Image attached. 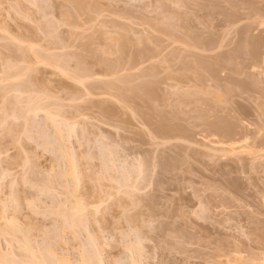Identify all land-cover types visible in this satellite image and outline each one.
Segmentation results:
<instances>
[{"label": "rangeland", "instance_id": "rangeland-1", "mask_svg": "<svg viewBox=\"0 0 264 264\" xmlns=\"http://www.w3.org/2000/svg\"><path fill=\"white\" fill-rule=\"evenodd\" d=\"M209 1L0 0V255L264 264V0Z\"/></svg>", "mask_w": 264, "mask_h": 264}, {"label": "bare ground", "instance_id": "bare-ground-1", "mask_svg": "<svg viewBox=\"0 0 264 264\" xmlns=\"http://www.w3.org/2000/svg\"><path fill=\"white\" fill-rule=\"evenodd\" d=\"M36 1H37V0H36ZM159 1H160V0H159ZM164 1H165V0H164ZM186 1H187V0H186ZM211 1H213V0H211ZM211 1H209V2H211ZM221 1H223V0H221ZM233 1H234V0H233ZM235 1H236V0H235ZM237 1H238V0H237ZM242 1H244V0H242ZM242 1H241V2H242ZM252 1H254V0H252ZM257 1H258V0H257ZM257 1H256V2H257ZM180 2H181V1H180ZM214 2H215V1H214ZM214 2H213V3H214ZM216 2H217V1H216ZM216 2H215V3H216ZM239 2H240V1H239ZM36 3H37V2H36ZM159 3H160V2H159ZM162 3H163V1H162ZM171 3H172V1H171ZM182 3H183V2H182ZM211 3H212V2H211ZM220 3H221V2H220ZM225 3H226V2H225ZM231 3H233V2H231ZM243 3H244V2H243ZM245 3H247V1H245ZM248 3H249V2H248ZM250 3H252V2H250ZM257 3H258V2H257ZM261 3H262V2H261ZM34 4H35V3H34ZM176 4H177V3H175V4H173V5H176ZM205 4H206V3H205ZM221 4H222V3H221ZM178 5H179V4H178ZM178 5H177V6H178ZM184 5H185V4H184ZM211 5H213V4H210V6H211ZM215 5H216V4H215ZM226 5H227V3H226ZM235 5H236V4H235ZM249 5H250V4H249ZM249 5L246 4V7L249 6ZM252 5H256V4L252 3L250 6H252ZM258 5H261V4L258 3ZM262 5H263V4H262ZM81 6H82V5H81ZM81 6H80V4H79L78 8H80ZM207 6H208V5H207ZM210 6H208V7L205 6V7H206V8H209ZM221 6H222V5H221ZM82 7H83V6H82ZM171 7H172V6H171ZM224 7H225V6H224ZM242 7H243V6H242ZM254 7H255V6H254ZM261 7L263 8V6H261ZM158 8H159V7H157V9H158ZM206 8H205V9H206ZM244 8H245V7H244ZM248 8H249V7H248ZM248 8H246L247 11H248ZM252 8H253V6H252ZM211 9H212V8H211ZM211 9H210V11H211ZM232 9H236V8H232ZM250 9H251V8H250ZM253 9H254V8H253ZM260 9H261V8H260ZM260 9H258V10L260 11ZM79 10H80V9H79ZM161 10H162V8H161ZM164 10H166V9H164ZM164 10H163V12H164ZM218 10H219V9H218ZM220 10H221V9H220ZM230 10H231V8H230ZM254 10H255V9H254ZM261 10H262V9H261ZM169 11H170V10H169ZM169 11H168V12H169ZM233 11H234V10H233ZM233 11H232V12H233ZM207 12H208V10H207ZM216 12H217V11H216ZM228 12H229V11H228ZM236 12H237V11H236ZM239 12H240V11H239ZM248 12H249V11H248ZM248 12H246V13H248ZM250 12H251V14H252L253 11H250ZM255 12H257V10H256ZM255 12L253 13V15H255ZM218 13H219V11H218ZM221 13H222V12H221ZM234 13H235V12H234ZM243 13H245V12H243ZM259 13H260V12H259ZM160 14H161V12H160ZM211 14H212V13H211ZM224 14H226V13H224ZM230 14H231V13H230ZM238 14H239V13H238ZM240 14H242V13H240ZM248 14H249V13H248ZM162 15H163V17H164V13H162ZM234 15H235V14H234ZM234 15H233V16H234ZM242 15H243V14H242ZM249 15H250V14H249ZM249 15L247 16V14H246L247 17H249ZM258 15H259V14H258ZM258 15H255V16H258ZM263 15H264V14H263ZM263 15H262V16H263ZM160 16H161V15H160ZM180 16H181V15H180ZM206 16H207V15H206ZM209 16H211V15H209ZM216 16H217V13H216ZM158 17H159V16H158ZM165 17H166V16H165ZM167 17H168V16H167ZM181 17H183V16H181ZM212 17H213V16H212ZM217 17H218V16H217ZM223 17H224V16H223ZM241 17H242V16H241ZM224 18H225V17H224ZM237 18H239V16H238V17L236 16V19H237ZM250 18H251V19H250L249 21H252V19H253L254 17H250ZM255 18H256V17H255ZM259 18H260V17H259ZM263 18H264V17H261V19H263ZM169 19H170V18H169ZM171 19H172V17H171ZM179 19H180V18H179ZM208 19H209V17H208ZM210 19H211V18H210ZM239 19L241 20V18H239ZM242 19H243V18H242ZM246 19H247V18H246ZM257 19H258V17L256 18V20H257ZM261 19H260V20H261ZM163 20H164V19H163ZM165 20H166V19H165ZM165 20H164V21H165ZM167 20H168V19H167ZM173 20H174V18H173ZM213 20H214V19H213ZM219 20H220V19H219ZM240 20H239V21H240ZM254 20H255V19H254ZM256 20H255V21H256ZM164 21H162V22H164ZM171 21H172V20H171ZM174 21H175V20H174ZM177 21H178V20H177ZM205 21H206V20H205ZM208 21H209V20H208ZM229 21H230V19H229ZM247 21H248V20H247ZM247 21H246V22H247ZM255 21H254V23H255ZM262 21L264 22V20H262ZM167 22H169V21H167ZM226 22H227V21H226ZM257 22H259V19H258V21H256L255 25H257ZM152 23H153V22H152ZM165 23H166V21H165ZM207 23H208V22H207ZM207 23H206V24H207ZM210 23H211V22H210ZM228 23H229V22H228ZM140 24H141V23H140ZM149 24H150V23H149ZM163 24H164V23H163ZM219 24H220V23H219ZM231 24H232V23H231ZM237 24H238V23L236 22V25H237ZM240 24H241V23H240ZM240 24H238V25H240ZM252 24H253V23H252ZM258 24H259V23H258ZM262 24H263V23H262ZM262 24H261V26H263ZM154 25H155V24H154ZM161 25H162V24H161ZM161 25H160V26H161ZM166 25H168V24H165L164 26H166ZM176 25H177V24H176ZM229 25H230V24H229ZM234 25H235V23H234ZM174 26H175V25H174ZM180 26H181V25H180ZM207 26H208V25H207ZM220 26H222V25H220ZM240 26H241V25H240ZM251 26H252V25H251ZM253 26H254V25H253ZM261 26H260V27H261ZM181 27H182V26H181ZM183 27H184V26H183ZM186 27L188 28V26H186ZM237 27H238V26H237ZM162 28H163V27H162ZM164 28L166 29V27H164ZM164 28H163V29H164ZM209 28H210V27H209ZM228 28H229V27H228ZM228 28H227V29H228ZM238 28H239V27H238ZM246 28H247V27H246ZM251 28H252V27H250L249 29H251ZM256 28H258V27H256ZM159 29H161V28H159ZM167 29H168V28H167ZM210 29H211V28H210ZM224 29H225V28H224ZM230 29H231V28H230ZM233 29H234V28H233ZM243 29H244V27H243ZM156 30H157V28H156ZM235 30H237V29H235ZM240 30H241V29H240ZM261 30L263 31V29H261ZM149 31H150V30H149ZM161 31L164 32L163 30H161ZM186 31H187V30H186ZM224 31H225V30H224ZM229 31H230V30H229ZM233 31H234V30H233ZM246 31H249V30L247 29ZM246 31H245V32H246ZM154 32H155V31H154ZM225 32H226V31H225ZM225 32H224V33H225ZM230 32H231V31H230ZM206 33H207V32H206ZM237 33H238V32H237ZM242 33H244V32H242ZM249 33L251 34V32H249ZM255 33H256V32H255ZM261 33H262V32H261ZM250 34H249V35H250ZM253 34H254V32H253ZM257 34H258V33H257ZM210 35H211V34H210ZM240 35H241V34H240ZM246 35H248V34L245 33L244 36H246ZM254 35H255V34H254ZM212 36H213V35H212ZM228 36H229V35H228ZM235 36H236V34H235ZM258 36H260V35H258ZM263 36H264V35H263ZM207 37H210V36L207 35ZM232 37H233V36H232ZM236 37H237V36H236ZM251 37H252V34H251ZM205 38H206V36H205ZM223 38H224V37H223ZM254 38H255V37H254ZM262 38H263V37H262ZM212 39H213V38H212ZM228 39H229V38H228ZM249 39H250V38H249ZM251 39H252V38H251ZM257 39H258V38H257ZM226 40H227V38H226ZM240 40H241V39H240ZM244 40H245V39H244ZM254 40H255V39H254ZM259 40H260V38H259ZM205 41H206V40H205ZM211 41H212V40H211ZM222 41H223V40H222ZM233 41H234V39H233ZM224 42H226V41H224ZM227 42H228V40H227ZM230 42H231V40H230ZM253 42H254V41H253ZM255 42H256V41H255ZM242 43H243V41H242ZM250 43H251V42H250ZM250 43H249V44H250ZM258 43H259V41H258ZM212 44H213V43H212ZM220 44H221V43H220ZM234 44H235V43H234ZM246 44H247V43H246ZM246 44H245V45H246ZM256 44H257V43H256ZM260 44H263V43H260ZM62 45H63V44H62ZM209 45H210V44H209ZM217 45H218V44H217ZM228 45H229V43H228ZM240 45H241V44H240ZM247 45H248V44H247ZM213 46H215V45H213ZM226 46H227V45H226ZM229 46H231V44H230ZM249 46H250V45H249ZM258 46L260 47V45H258ZM62 47H63V46H62ZM62 47H61V49H62ZM240 47L244 48L243 46H240ZM216 48H217V47H216ZM227 48H228V47H227ZM233 48H236V47L234 46ZM123 49H124V48H123ZM208 49H209V47H208ZM213 49H214V48H213ZM221 49H222V47H221ZM214 50H216V49H214ZM214 50H210V51L214 52ZM251 50H252V49H251ZM258 50H259V49H258ZM260 50H261V49H260ZM210 51H208V52H210ZM228 51H229V50H228ZM256 51H257V50H256ZM124 52H125V51H124ZM230 52H231V50H230ZM237 52H238V51H237ZM244 52H245V54H247L246 51H244ZM248 52H249V51H248ZM121 53H122V51H121ZM121 53H120V54H121ZM205 53H206V52H205ZM238 53H239V52H238ZM256 53H257V52H256ZM256 53H255L254 55H256ZM122 54H123V53H122ZM209 54H210V53H209ZM209 54H208V55H209ZM229 54H230V53H229ZM231 54H232V52H231ZM233 54H234V53H233ZM233 54H232V55H233ZM241 54H242V53H241ZM257 54H259V53H257ZM260 54H261V53H260ZM220 55H221V53H220ZM232 55H231V57H232ZM121 56H123V55H121ZM218 56H219V55H218ZM221 56H222V55H221ZM233 56L235 57V54H234ZM241 56H244V55H241ZM252 56H253V54H252ZM61 57H62V56H61ZM205 57H206V56H205ZM229 57H230V56H229ZM231 57H230V58H231ZM236 57H237V56H236ZM244 57H245V56H244ZM247 57H249V54H247ZM257 57H258V55H257ZM259 57H260V56H259ZM262 57H263V56H262ZM223 58H224V57H223ZM225 58H226V57H225ZM237 58H238V57H237ZM254 58H255V57H254ZM254 58H253V59H254ZM61 59H63V57H62ZM205 59H206V58H205ZM227 59H228V58H227ZM232 59L234 60V58H232ZM239 59H240V58H239ZM242 59H243V58H242ZM247 59H248V58H247ZM249 59H250V58H249ZM262 59H263V58H262ZM210 60H211V58H210ZM215 60H216V59H215ZM217 60H219V59H217ZM254 60H255V59H254ZM219 61H220V60H219ZM223 61H224V60H223ZM240 61H241V60H239V63H240ZM247 61H248V60H247ZM261 61H262V60H261ZM263 61H264V60H263ZM213 62H214V61H213ZM241 62H243V61H241ZM251 62H252V61H250L249 64H251ZM256 62L258 63V60H257ZM222 63H223V62H222ZM228 63H229V62H228ZM230 63H231V62H230ZM246 63H247V62H246ZM213 64H214V63H213ZM225 64H226V62H225ZM234 64H235V62H234ZM243 64H245V62H243ZM243 64H242V65H243ZM259 64H260V63H259ZM259 64H258V65H259ZM262 64H263V63H262ZM262 64H261V65H262ZM109 65H110V64H109ZM208 65H209V64H208ZM208 65H207V66H208ZM229 65H231V64H229ZM240 65H241V64H240ZM251 65H253V63H252ZM254 65H255V64H254ZM263 65H264V64H263ZM263 65H262V66H263ZM204 66L206 67V64H205ZM216 66H217V65H216ZM222 66H223V65H222ZM225 66H226V65H225ZM227 66H228V65H227ZM233 66H234V65H233ZM243 66H244V65H243ZM245 66H246V65H245ZM262 66H261V67H262ZM82 67H83V66H82ZM109 67H110V66H109ZM209 67H210V66H209ZM214 67H215V66H214ZM219 67H220V66H219ZM219 67H218V68H219ZM228 67H229V66H228ZM236 67H237V66H235V68H236ZM261 67H260V68H261ZM110 68H111V67H110ZM232 68H233V67H232ZM246 68H247V67H246ZM254 68H255V67H254ZM81 69H82V68H81ZM87 69H88V68H87ZM87 69L84 67V70H87ZM113 69H115V68L113 67ZM113 69H111V70L113 71ZM118 69H119V68H118ZM209 69H210V68H209ZM211 69H213V68L211 67ZM241 69H242V68H241ZM251 69H252V68H251ZM257 69H258V68L254 69V70L256 71ZM261 69H262V68H261ZM82 70H83V69H82ZM82 70L80 71V73H82V74H84V75L87 74V73L89 72V71L87 70V72L85 73V71L82 72ZM109 70H110V69H109ZM111 70H110V71H111ZM202 70H203V69H202ZM207 70H208V67L205 68V75H206V73H208V74L211 73V72H209L210 70H209V71H207ZM221 70H222V68H221ZM238 70H239V67H238ZM245 70H246V69H245ZM248 70H249V69H248ZM114 71H116V70H114ZM203 71H204V70H203ZM252 71H253V70H252ZM257 71H258V70H257ZM90 72H91V71H90ZM238 72H239V71H238ZM248 72H249V71H248ZM109 73H111V72H109ZM113 73H114V72H113ZM113 73H112V74H113ZM116 73H117V72H116ZM200 73H201V71H200ZM259 73H261V71H260ZM203 74H204V73H203ZM220 74H221V71H220ZM232 74H233V73H232ZM232 74H231V75H232ZM261 74L263 75V73H261ZM84 75H83V76H84ZM87 75H89V73H88ZM113 75H115V73H114ZM198 75H199V74H198ZM212 75H213V74H212ZM233 75H234V74H233ZM83 76H79V77H81L80 79L84 78ZM210 76H211V75H210ZM199 77H201V75H200ZM252 77H253V76H252ZM77 78H78V77H77ZM207 78H208V77H207ZM215 78H216V76H215ZM215 78H214V79H215ZM198 79H199V78H198ZM201 79L203 80V75H202V78H201ZM217 79H219V78H217ZM77 80H78V79H77ZM211 80H212V79H211ZM221 80H222V79H221ZM79 81H82V80H79ZM206 81H207V80H206ZM208 81H209V79H208ZM82 82H84V79H83ZM223 82H224V81H223ZM223 82H222V83H223ZM207 83H208V82H207ZM226 83H227V81H226ZM253 83H254V82H253ZM258 83H259V82H258ZM81 84H82V83H81ZM111 84H112V83H111ZM223 84H224V83H223ZM229 84H230V83H229ZM82 85H83V84H82ZM103 85H105V84H103ZM107 85H109V84H107ZM113 85H114V84H113ZM142 85H143V84H142ZM211 85H212V84H211ZM230 85H232V84H230ZM241 85H242V84H241ZM253 85L255 86L256 84H253ZM95 86H96V85H95ZM256 86H257V85H256ZM92 87H93V86H92ZM137 87L139 88V86H137ZM219 87H220V85H219ZM223 87H224V86H223ZM242 87H244V86L242 85ZM248 87H249V86H248ZM87 88H88V87H87ZM87 88H86V89H87ZM90 88H91V87H90ZM112 88H113V87H112ZM138 88H137V89H138ZM210 88H211V87H210ZM220 88H221V87H220ZM238 88H240V87L238 86ZM92 89H93V88H92ZM94 89H96V88L94 87ZM107 89H108V88H107ZM139 89L143 90V93H142V94H144V92H145V93L147 94V96L149 97L150 92H151V87H150V86H148V85L146 84V86L143 85V86L140 87ZM139 89H138V90H139ZM225 89H226V88H225ZM225 89H224V90H225ZM241 89H242V88H241ZM252 89H253V88H252ZM88 90H89V89H88ZM90 90H91V89H90ZM104 90H105V89H104ZM132 90H133V89H132ZM132 90H131V91H132ZM98 91H99V90H98ZM206 91H207V90H206ZM218 91H219V90H218ZM226 91H227V90H226ZM88 92H89V91H88ZM219 92H220V91H219ZM86 93H87V92H86ZM90 93H91V92H90ZM100 93H101V92H100ZM134 93H135V92H134ZM101 94H102V93H101ZM101 94H100V95H101ZM137 94H138V93H137ZM146 94H145V96H146ZM230 94H231V93H230ZM214 95H215V94H214ZM219 95H220V94H219ZM219 95H218V96H219ZM69 96H70V95H69ZM150 96H151V95H150ZM215 96H216V95H215ZM142 97H143V96H142ZM146 98H147V97H146ZM216 98H217V97H216ZM75 100H76V98H75ZM77 101H78V100H77ZM39 105H40V104H39ZM76 105H77V104H76ZM36 107L38 108L39 106L36 105ZM71 107H72V106H71ZM73 107H74V106H73ZM80 108H81V107H80ZM263 108H264V107H263ZM39 109H41V108H39ZM70 109H71V108H70ZM92 109H93V108H92ZM20 110H21V109H20ZM29 110H30V109H29ZM29 110H26V111L29 112V113L33 112V110H31V111H29ZM34 110H35V107H34ZM42 110H43V109H42ZM98 110H99V109H98ZM105 110H106V109H105ZM39 111H41V110H39ZM46 111H49V110H46ZM68 111H69V110H68ZM12 112H14V111H12ZM35 112H36V111H35ZM37 112H38V111H37ZM37 112H36V113H37ZM75 112H76V111H75ZM109 112H110V111H109ZM77 113H79V112H77ZM12 114H13V113H12ZM15 114H16V113H15ZM20 114H21V112H20ZM26 114H27V113H26ZM69 114H70V113H69ZM75 114H76V113H75ZM53 115H54V114H53ZM78 115H79V114H78ZM80 115H81V114H80ZM107 115H108V114H107ZM11 116H12V115H11ZM15 116H16V115H15ZM21 116H22V115H21ZM57 116H59V115H57ZM65 116H66V115H65ZM70 116H71V115H70ZM110 116H111V115H110ZM263 116H264V114H263ZM24 117H25V115H24ZM47 117L50 118V116H48V114H47ZM12 118H15V117L12 116ZM55 118H56V117H55ZM60 118H63V117H60ZM67 118H68V117H67ZM74 118H75V117H74ZM74 118H73V119H74ZM51 119H52V118H51ZM73 119H72V120H73ZM78 119H79V117H78ZM57 120H59L58 117H57ZM76 120H77V119H76ZM3 121H4V120H3ZM5 121H6V120H5ZM53 121H55L54 123H56V124H58V125H59L60 122H61V123L63 122V124H64V122H65V121H63V120H59L60 122H58V121H56V120H53ZM164 121H165V120H164ZM164 121H163V122H164ZM57 122H58V123H57ZM224 122H225V121H224ZM164 123H166V122H164ZM7 124H8V122H7ZM67 124H68V126H69V124H71V123H67ZM75 124H76V123H75ZM166 124H167V123H166ZM168 124H169V123H168ZM168 124H167V125H162V126H164V127H162V126L160 125V126L163 128V129H161L163 133H169V132L171 131V129L168 128V126H170V125H168ZM220 124H221V123H220ZM225 124H227V123H225ZM225 124H224V125H225ZM1 125H4V123L2 122ZM5 125H6V124H5ZM64 125H65V124H64ZM227 125H228V124H227ZM236 125H237V124H236ZM236 125H235V126H236ZM10 126L12 127V124H11V123H10L9 127H10ZM65 126H66V125H65ZM166 126H167V127H166ZM213 126H214V125H213ZM213 126H212V127H213ZM6 127H8V125H7ZM75 127H76V126H75ZM170 127H171V126H170ZM236 127H237V126H236ZM67 128H68V127H67ZM72 128H73V126H72ZM216 128H217V127H216ZM216 128H214V129H216ZM222 128H223V127H222ZM228 128H229V127H228ZM234 128H235V127H234ZM73 129H74V128H73ZM161 130H159V131L161 132ZM174 130H175V129H174ZM218 130H219V129H218ZM218 130H217V131H218ZM233 130H234V129H233ZM236 130H237V129H236ZM60 131H61V130H58V133H59ZM222 131H223V130H222ZM70 132H71V131H70ZM72 132H74V131H72ZM72 132H71V134H72ZM76 132H77V131H76ZM162 132H161V133H162ZM215 132H216V131H215ZM232 132H233V131H232ZM238 132H239V131H238ZM58 133H57V134H58ZM158 133H159V132H158ZM161 133H160V134H161ZM170 133H171V132H170ZM217 133H219V132H217ZM223 133H224V132H223ZM223 133H222V134H223ZM240 133H241V132H240ZM82 134H83V133H82ZM82 134H81V135H82ZM231 134H232V133H231ZM171 135H172V134H171ZM174 135H176V133H175ZM174 135H172V137H173ZM227 135H228V134H227ZM241 135H242V134H241ZM86 136H87V134H86ZM166 136H167V135H166ZM177 136H178V135H177ZM218 136H219V135H218ZM224 136H225V134H224ZM231 136H232V135H231ZM236 136H237V133H236ZM239 136H240V134L238 135V137H239ZM242 136H243V135H242ZM58 137H60V136H58ZM164 137H165V136H164ZM240 137H241V136H240ZM244 137H246V136H244ZM64 138H65V137H64ZM84 138H85V137H84ZM229 138H230V137H229ZM229 138H228V139H229ZM236 138H237V137H236ZM82 139H83V136H82ZM86 139H87V138H86ZM225 139H226V138H225ZM241 139H242V138H241ZM244 139H245V138H244ZM58 140L60 141V140H62V139H61V138H58ZM83 140H84V139H83ZM83 140H82V141H83ZM229 140H232V139L230 138ZM237 140H240V138H238ZM234 141H235V140H234ZM83 142H84V141H83ZM226 142H227V141H226ZM229 142H230V141H229ZM235 143H236V142H235ZM233 144H234V142H233ZM104 145H105V144H104ZM231 146H232V145H231ZM233 146H234V145H233ZM256 146H258V144H257ZM108 147H109V146H108ZM241 147H243V146H241ZM101 148H104V147L102 146ZM106 148H107V146H106ZM262 148H264V147H262ZM60 149H61L60 151L63 152L62 155L65 156V154H64V150L62 149V147H61ZM64 149H65V148H64ZM235 149H237V148H235ZM235 149H234V150H235ZM244 149H245V148H244ZM260 149H261V148H260ZM55 150H56V149H55ZM232 150H233V149L231 148V150H229V151H232ZM235 151H236V150H235ZM90 153H91V152H90ZM250 153H251V152H250ZM254 153H255V152H254ZM92 154H93V153H92ZM256 155H257V154H256ZM73 160H75V159H71V160H70V161H71V162H70V163H71V165H70V172H71V174H73V176L75 177V179H76V181H77L78 174H79V173H77V171H78V169H77L78 166L76 165V162L73 163ZM76 161H77V159H76ZM78 161H79V160H78ZM79 163H80V162H79ZM77 164H78V162H77ZM139 170H140V167H139ZM107 171H108V170H107ZM110 172H111V171H110ZM109 174H110V173H109ZM112 175H113V174H112ZM110 176H111V175H110ZM127 176H128V175H127ZM113 177H114V176H113ZM109 178H110V177H109ZM127 178H128V177H127ZM113 180H114V179H113ZM76 181H75L76 185H75V190H74V191H77V192H78V190L76 189V187L79 186V185H77V184H79L80 181H79V182H76ZM120 181L123 182V180H120ZM118 182H119V181H118ZM124 183H125V182H124ZM121 186H122V184H121ZM78 188H79V187H78ZM119 188H120V187H119ZM48 190H49V189H48ZM48 190H47V191H48ZM48 192H50V191H48ZM77 201H78V200H77ZM77 203H78V204H77ZM117 203H118L117 205L119 206V202H117ZM76 204H77L78 207H76ZM76 204H75V207L73 208V209L76 208L75 212H73V214L69 212V215H68L69 217L67 216L68 219H67L66 216L63 215V216H64V219H65V218L67 219V220L65 219V221L63 222L64 224H66V226H68V227L74 226L75 228H74L73 230H75L76 227L78 226V227H77L78 230L76 229L75 232H76V231H79V229L81 228V226L83 227V225H81L82 220H83V218H82L83 215H82V214H84V213L86 212V211L83 212V210H85V207L87 206L86 204H83V205H82V202L80 203V200H79V202H76ZM120 204H121V203H120ZM84 205H86V206H84ZM121 205H122V204H121ZM124 205H125V204H124ZM124 205H123V206H124ZM127 205H128V204H127ZM66 208H67V207H65V209H66ZM122 208H123V207H122ZM127 208H128V207H127ZM127 208H126V209H127ZM86 210H87V208H86ZM127 210H128V209H127ZM63 212H64V211H63ZM97 212H99V210H98ZM64 213H65V212H64ZM64 213H63V214H64ZM74 213H75V214H74ZM70 215H71V216H70ZM84 215H85V214H84ZM70 217H71V218H70ZM84 218H85V217H84ZM129 218H130V217H129ZM68 220H70V221L68 222ZM84 222H85V219H84ZM84 222H83L82 224H84ZM130 222H131V221H130ZM6 223H7V222H6ZM7 224H8L7 226H6V225L3 226L4 228H3L2 230H3V233H4V234L1 232L3 235H6V236H9V235H10V236H12V235H14L16 232H17V233L20 232V229H19V232H18V229H16V227L14 226V224H13L12 222H8ZM84 225H85V224H84ZM79 226H80V227H79ZM84 227H85V226H84ZM20 233H21V232H20ZM77 233H78V232H77ZM25 235H26V234H25ZM16 236H17V235H16ZM23 237H24V236H22V239H23ZM13 238H15V236H14ZM29 242H30V240H29L28 242H25V243L23 244V241H22V244H21L22 247H21V248H24L25 250H29V251L31 250V251H30L31 253H27V254H29V255L31 254V255H32V258H33V260H34V257H36V255L33 257V254H34V253H33L32 251H33L34 249L32 250V249L30 248V247H33V246H30ZM31 245H32V242H31ZM46 247H47V246H46ZM35 248H36V247H35ZM49 248H50V247H49ZM11 249H12V248H11ZM11 249H10V250H11ZM37 249H38V247H37ZM140 249H141V248H140ZM39 250H40V249H39ZM39 250H38V252L40 253L41 251H39ZM93 250H95V249H93ZM11 251H12V250H11ZM36 251H37V250H36ZM205 251H206V250H205ZM12 252H14V251H12ZM43 252H45V251H43ZM43 252L40 253V255H42ZM45 253H47V252H45ZM48 253H49V251H48ZM1 254H2V253H1ZM7 254H9V253H6V255L4 254V255L6 256V258L9 257V256L11 255V253H10V255H7ZM13 254H15V253H12V255H11L12 257L15 256V255L13 256ZM27 254H26V255H27ZM53 254H55V253H53ZM53 254H50V255H49V260L45 259V260H47V261L43 260L42 258H39V259H38V257L35 258V260H36V259H38V260L41 259L40 262H42V260H43V262L45 261L44 264H63L62 262H58V263H57L58 260L56 261V257H55L56 254H55V255H53ZM4 255H3V256L0 255V262H1V260L6 259V258L4 257ZM205 255H206V254H205ZM24 256H25V255H24ZM24 256H23V257H24ZM43 256H44V255H43ZM46 256H47V254H46ZM98 256H99V255H98ZM207 256H210V255H207ZM217 256H218V255H217ZM30 257H31V256H30ZM39 257H41V256H39ZM219 257H220V256H219ZM26 258H27V256L24 257L23 259H25V261H28V263H30V262L33 261L32 258L30 259V258L28 257V260H26ZM43 258H45V257H43ZM87 258H88V259H86V257H85V258L83 259V263H82V264H90V263L92 262L93 257H87ZM89 258H92V259H89ZM205 258H206V257H205ZM208 258H209V257H208ZM216 258H217V257H216ZM7 259H10L9 262H10V261H13V260H11L12 258H10V257L7 258ZM14 259H15V258H14ZM23 259H21L22 262H23ZM57 259H58V258H57ZM206 259H207V258H206ZM212 259H213V258H212ZM30 260H31V261H30ZM88 260H89V261H88ZM209 260H211V258H209L208 261H209ZM3 261H4V260H3ZM3 261L1 262V264L4 263ZM7 261H8V260H6L5 263H7ZM14 261H16V259H15ZM29 261H30V262H29ZM59 261H60V258H59ZM61 261H62V260H61ZM98 261H99V259H98ZM212 261H213V260H212ZM43 262H42V263H43ZM210 262H211V261H210ZM219 262H220V261H219ZM262 262L264 263V260H263ZM10 263H11V262H10ZM10 263H9V264H10ZM19 263H20V261H19V262L16 261V262H13V263H11V264H19ZM35 263L38 264L36 261H35ZM35 263H34V261H33V262L30 263V264H35ZM100 263H101V258H100ZM207 263H208V262H207ZM7 264H8V263H7ZM40 264H41V263H40ZM67 264H68V262H67ZM69 264H70V263H69ZM221 264H222V263H221Z\"/></svg>", "mask_w": 264, "mask_h": 264}]
</instances>
